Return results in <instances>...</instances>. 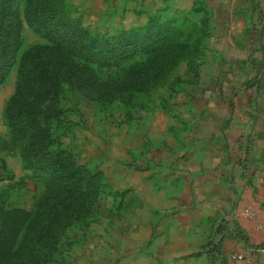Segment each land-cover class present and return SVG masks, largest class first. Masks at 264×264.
Here are the masks:
<instances>
[{"label": "crops", "instance_id": "obj_1", "mask_svg": "<svg viewBox=\"0 0 264 264\" xmlns=\"http://www.w3.org/2000/svg\"><path fill=\"white\" fill-rule=\"evenodd\" d=\"M194 1L79 0L90 15L111 16L122 28L144 22L149 11L189 9ZM206 4L217 23L213 34L222 42L215 47L229 61L203 62L188 88L196 91L171 97V106L183 109L180 145L173 141L175 134L180 137L173 129L179 116L161 112L149 132L153 143L163 138L165 143L147 147V156L134 159L141 167L133 166L130 135L121 130L119 154L115 157L112 150L109 156L118 157L117 177L107 182L131 189L133 202L120 221L87 226V254L101 249V256L93 251L88 261L199 264L207 259L206 243L211 241L218 250L210 258L214 264H264V230L258 227L264 226V64H256L264 50V0ZM141 145L142 140L133 149L138 152ZM145 157L165 161L143 166ZM243 207L254 212L252 218L241 213ZM93 230L102 231L97 240ZM235 230L245 238L234 236ZM231 252L247 257L231 258Z\"/></svg>", "mask_w": 264, "mask_h": 264}, {"label": "trees", "instance_id": "obj_2", "mask_svg": "<svg viewBox=\"0 0 264 264\" xmlns=\"http://www.w3.org/2000/svg\"><path fill=\"white\" fill-rule=\"evenodd\" d=\"M194 5L165 13L158 8L142 23L107 31L85 24L70 0H0V82L17 58L14 87L2 108L6 137L0 136V149L16 150L23 170L10 172L0 186V264L55 261L70 242L67 230L83 234L98 198L117 193L100 169L79 162L62 143L76 125L69 113L78 115L71 95L77 91L103 105L117 100L130 106L139 103L138 95L148 100L183 58L190 61V51L198 52L188 40L196 25L191 15L203 7V32L206 12ZM21 17L44 42L25 46L17 56ZM191 67L196 76L197 62ZM167 100L160 98V106ZM26 179L37 187L30 206L12 205L11 189ZM234 236L245 238L237 230ZM206 247L212 259L216 244L208 241Z\"/></svg>", "mask_w": 264, "mask_h": 264}, {"label": "rangeland", "instance_id": "obj_3", "mask_svg": "<svg viewBox=\"0 0 264 264\" xmlns=\"http://www.w3.org/2000/svg\"><path fill=\"white\" fill-rule=\"evenodd\" d=\"M76 7L77 11L80 13L81 18L85 24L91 28H96L99 30L113 31L114 29L121 28V26H116L113 23L112 17L108 15H102L98 13L97 15H90L91 11L86 8L84 3L79 2V0H70ZM200 3L204 6L206 12V18H204V30L201 32L198 29L199 21H201V16L203 14V7L192 13V19L195 21V26L188 31V40L193 41L196 45V51L194 54L190 51L186 56L191 57L190 61L188 57L183 58L168 74L165 81L153 88L149 94V99L138 95L139 103H135L130 106H125L117 100L112 101L109 104L103 105L98 104L96 101L83 96L81 93L74 91L71 98L78 109V115L74 112L69 113L70 118L76 121L70 131L66 132L61 136L62 143L69 147L74 153H76L79 162L86 164L90 168L100 169L105 175L106 179L114 175L117 177L118 171V156L119 152V135L121 130L125 128V132L130 135V148L129 155L131 159L129 161L133 162L130 165L135 164L134 159L140 156H147V147H152L153 149H158L161 143H165L164 138L157 143H153L150 139V122L153 119H158L161 112L167 116H175L176 113L179 117L175 119V125L173 127L174 132L176 131L179 138L175 134L174 142L182 143L184 142L180 135V129L182 128V111L175 109L171 106V97L177 94H191L190 92H195L194 87L189 85L196 82L198 79V69L199 65L203 62L213 63L215 61L228 62L229 57L224 56L219 53L215 46L219 45L221 40H218L213 34L215 26L217 23L215 20L211 19V9L207 6L206 0H195L193 4ZM194 5V6H195ZM165 10L161 13L167 12L166 10H173L170 6H163ZM160 7V8H163ZM190 9V8H189ZM189 9H178V10H189ZM262 15V14H261ZM202 23V22H201ZM201 25V26H202ZM21 42L17 49L16 55L27 45L32 43H42L43 38L33 30L21 17L20 25ZM264 39L261 40V47L264 48ZM258 56V55H257ZM232 57V56H231ZM256 60V64H264V50ZM16 59L10 66L4 80L0 82V136L6 137V128L4 125L2 117V108L4 102L8 95L12 92L16 76ZM242 58H240L241 60ZM193 62H197V74L193 75L191 71V65ZM258 71H255V75ZM208 74V72H206ZM210 73V72H209ZM178 76V80H172L173 76ZM254 77V76H253ZM173 83H172V81ZM171 82L169 88L168 84ZM171 94L168 96V94ZM195 94V93H193ZM70 97V96H69ZM168 99L167 106L161 107L159 104V99ZM176 110L172 112V110ZM157 127V131H158ZM142 140L141 148L139 151L133 149L135 145ZM178 143V145H180ZM114 150V158H109L110 152ZM183 154L180 152L177 157H181ZM163 161H165L163 159ZM162 159L150 160V158L145 157L144 165L160 166L163 162ZM13 172L15 175L23 173L20 165V157L16 150H1L0 149V186L7 182V178ZM112 190H116V194H103L101 195L95 207V212L92 215V220L88 223L91 224L93 228L99 227L102 224H107L111 222H118L124 216V210L128 209L129 205L133 202L132 190L125 187L113 186L110 184ZM37 192V187L33 186L29 180H25L24 184L13 187L9 196V200L12 205H18L21 207L28 208L31 204L32 198ZM104 196V198H102ZM112 197V201H106V197ZM98 224V225H97ZM87 225V226H88ZM84 230L81 234L80 229H69L67 230V235L69 236L70 242L62 250L61 254L56 258L55 261L49 264H101L99 261L96 263L88 261L87 255L90 253L97 252L101 254L100 247L96 250H89L87 254V249L85 247V239H89L88 235L90 230ZM102 234V231L93 230L92 236L96 238ZM93 246V245H91ZM90 246V247H91ZM101 256V255H100ZM207 259H199V264H214L213 260L210 259L209 255L206 253ZM198 260V259H197Z\"/></svg>", "mask_w": 264, "mask_h": 264}, {"label": "built area", "instance_id": "obj_4", "mask_svg": "<svg viewBox=\"0 0 264 264\" xmlns=\"http://www.w3.org/2000/svg\"><path fill=\"white\" fill-rule=\"evenodd\" d=\"M263 207H264V202H263ZM241 213L244 216H247V217H250V218H252V216L254 215V212L249 207H243L241 209ZM258 227L262 228L264 230V226H258ZM229 256L231 258H237V259H240V258L246 259V257H247V255H245L244 253H240V252H231L229 254Z\"/></svg>", "mask_w": 264, "mask_h": 264}]
</instances>
